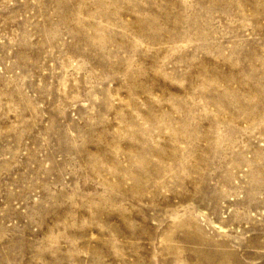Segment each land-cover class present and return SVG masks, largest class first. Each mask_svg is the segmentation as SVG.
Segmentation results:
<instances>
[{"label": "rangeland", "instance_id": "374dc122", "mask_svg": "<svg viewBox=\"0 0 264 264\" xmlns=\"http://www.w3.org/2000/svg\"><path fill=\"white\" fill-rule=\"evenodd\" d=\"M0 264H264V0H0Z\"/></svg>", "mask_w": 264, "mask_h": 264}]
</instances>
